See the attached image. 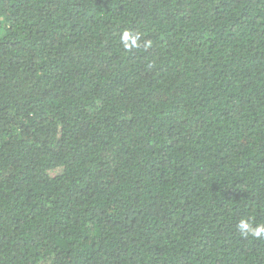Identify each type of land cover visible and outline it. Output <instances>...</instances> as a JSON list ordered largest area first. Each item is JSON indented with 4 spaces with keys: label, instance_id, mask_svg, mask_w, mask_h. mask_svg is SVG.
<instances>
[{
    "label": "trees",
    "instance_id": "1",
    "mask_svg": "<svg viewBox=\"0 0 264 264\" xmlns=\"http://www.w3.org/2000/svg\"><path fill=\"white\" fill-rule=\"evenodd\" d=\"M241 219L264 0H0V264H264Z\"/></svg>",
    "mask_w": 264,
    "mask_h": 264
},
{
    "label": "clouds",
    "instance_id": "2",
    "mask_svg": "<svg viewBox=\"0 0 264 264\" xmlns=\"http://www.w3.org/2000/svg\"><path fill=\"white\" fill-rule=\"evenodd\" d=\"M131 39V43L134 45L135 41L139 39V36L131 37L130 33L125 32L122 36V41L127 42ZM129 45L125 43L127 48ZM240 234L244 237L251 236L256 239L264 238V224L252 226L249 220L241 219L237 225Z\"/></svg>",
    "mask_w": 264,
    "mask_h": 264
}]
</instances>
